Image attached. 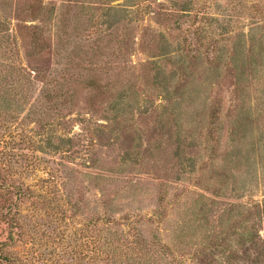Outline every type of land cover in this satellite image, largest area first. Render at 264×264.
<instances>
[{"label":"rangeland","instance_id":"1","mask_svg":"<svg viewBox=\"0 0 264 264\" xmlns=\"http://www.w3.org/2000/svg\"><path fill=\"white\" fill-rule=\"evenodd\" d=\"M0 264H264V0H0Z\"/></svg>","mask_w":264,"mask_h":264},{"label":"trees","instance_id":"2","mask_svg":"<svg viewBox=\"0 0 264 264\" xmlns=\"http://www.w3.org/2000/svg\"><path fill=\"white\" fill-rule=\"evenodd\" d=\"M6 259V258H5Z\"/></svg>","mask_w":264,"mask_h":264}]
</instances>
